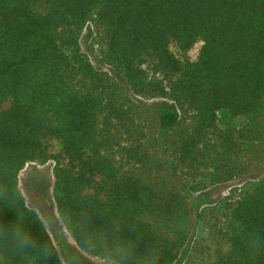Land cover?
I'll return each instance as SVG.
<instances>
[{"label": "trees", "instance_id": "1", "mask_svg": "<svg viewBox=\"0 0 264 264\" xmlns=\"http://www.w3.org/2000/svg\"><path fill=\"white\" fill-rule=\"evenodd\" d=\"M88 24L112 73L82 50ZM139 98L176 110L156 114ZM220 111L243 123L221 127ZM49 159L59 216L133 223L139 252L154 245L175 264L193 233L191 193L264 165V0H0V182L22 192L25 166ZM201 221L213 251L194 264H264V176ZM28 223L54 244L32 214Z\"/></svg>", "mask_w": 264, "mask_h": 264}, {"label": "clouds", "instance_id": "2", "mask_svg": "<svg viewBox=\"0 0 264 264\" xmlns=\"http://www.w3.org/2000/svg\"><path fill=\"white\" fill-rule=\"evenodd\" d=\"M60 216L48 218L35 213L25 200V193L19 188L0 182V264H13L19 257L22 264H49L55 258L58 264H161L160 251L156 246L147 247L139 252L141 234L133 223L122 224L118 218L110 217L107 223L95 226V219L88 209L79 213L71 209H58ZM11 212L13 219L6 220ZM29 214L39 221L41 230L47 234L50 224L55 220L58 230L63 235L65 226L77 238V245H72L65 237L64 255L51 242V238L41 242L34 236L28 223ZM97 216H103L100 212ZM127 230L128 235H125ZM74 249V250H73ZM92 256L100 259L92 260Z\"/></svg>", "mask_w": 264, "mask_h": 264}, {"label": "rangeland", "instance_id": "3", "mask_svg": "<svg viewBox=\"0 0 264 264\" xmlns=\"http://www.w3.org/2000/svg\"><path fill=\"white\" fill-rule=\"evenodd\" d=\"M81 46L84 53H86L94 66L102 71L112 73V69L101 58L102 46L99 42L97 30L91 24H88L81 37ZM201 44L195 45L189 52L188 56L192 60L198 57ZM172 51L181 56L182 53L175 45L171 46ZM142 100L154 113L158 114L166 109L176 110L175 104L165 98H139ZM218 121L221 127H239L243 123L242 119L233 118L227 111H220L218 114ZM61 145L55 139L48 142V152L51 156L58 154L61 151ZM55 162L49 159L47 162L33 161L29 162L21 171L19 176V184L29 206L35 209L43 218H48L55 215L59 217L53 199V183ZM264 176V165L255 166L254 170L239 179H235L226 184H215L208 189L199 192L191 193V204L193 212V233L186 252L182 253L175 264H194L199 263L203 259H207L213 251L209 233L203 227L201 221V212L203 209L214 205L224 196L230 195L233 191L241 187L245 182L250 180H257ZM54 244L66 255L67 250L63 248V240L66 237L72 245H76L74 240L63 229V235L60 234L57 222L53 220L50 224L49 231ZM78 247V246H77ZM74 250V249H73ZM92 260L100 259L98 256H92Z\"/></svg>", "mask_w": 264, "mask_h": 264}]
</instances>
